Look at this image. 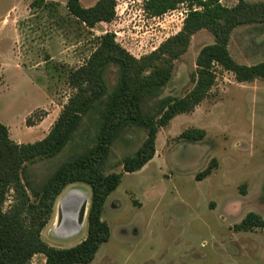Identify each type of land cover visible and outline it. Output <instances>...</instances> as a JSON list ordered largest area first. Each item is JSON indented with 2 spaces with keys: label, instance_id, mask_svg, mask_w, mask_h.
I'll use <instances>...</instances> for the list:
<instances>
[{
  "label": "rangeland",
  "instance_id": "1",
  "mask_svg": "<svg viewBox=\"0 0 264 264\" xmlns=\"http://www.w3.org/2000/svg\"><path fill=\"white\" fill-rule=\"evenodd\" d=\"M34 1L0 0V122L18 144L48 135L73 94L70 73L88 61L103 35H114L117 44L139 59L177 35L189 11L180 5L161 17H150L144 13V0H116L114 20L88 28L69 13L68 0H46L32 8ZM98 1L80 0L83 7ZM220 1L228 7L237 3ZM213 43L209 31L197 32L175 62L170 82L144 100L143 110L154 113L167 98L185 97L195 84L198 54ZM229 52L241 65L262 62L264 24L235 29ZM104 80L107 95L83 117L62 152L26 165L32 188L39 189L64 162L96 145L118 66L110 65ZM188 129L204 130L206 135L195 143L180 140ZM145 139L143 129L130 126L111 147L104 171L123 177L102 215L111 237L90 264H264V229H234L250 212L264 219V80L239 83L232 73L217 68L215 86L201 105L159 130L154 159L138 172L123 173L122 160ZM210 164V176L198 181L196 176ZM76 189L87 195L88 210L90 188L81 183L68 186L41 233L51 247L71 248L87 236V213L76 237H59L52 231L56 205ZM12 203L9 196L5 209ZM32 264H46L45 257L35 256Z\"/></svg>",
  "mask_w": 264,
  "mask_h": 264
},
{
  "label": "trees",
  "instance_id": "2",
  "mask_svg": "<svg viewBox=\"0 0 264 264\" xmlns=\"http://www.w3.org/2000/svg\"><path fill=\"white\" fill-rule=\"evenodd\" d=\"M44 4V0H36L31 7ZM180 5L189 9L182 30L142 58L132 56L117 44L114 35H103L88 61L70 73L73 94L44 139L29 144L15 143L7 126L0 122V264H32L37 255H43L46 264L93 262L111 237L102 215L107 199L121 184L123 174H106L104 169L111 147L123 130L134 126L146 132L141 147L121 162L123 173H135L154 159L159 130L178 115L194 112L209 96L216 83L217 68L232 73L239 83L264 80V60L250 66L241 65L229 52L235 29L264 24V2L237 0L234 6L228 7L220 0H146L143 9L147 16L161 17ZM66 6L88 28L110 23L116 15V0H99L92 7H83L80 0H68ZM201 30L209 31L214 43L203 47L197 56L193 89L185 97L167 98L154 113L145 112L144 100L170 82L175 62L188 51L192 37ZM110 65L118 66V81L107 97L96 145L64 162L39 189L32 188L26 178V165L38 159L54 158L62 152L83 117L107 95L104 73ZM205 135L204 130L188 129L179 139L195 143ZM213 169L210 164L196 179L207 178ZM78 183L87 185L91 192L87 236L71 248L51 247L43 241L41 233L52 217L58 197L68 186ZM9 196L13 197V203L6 210ZM234 229L242 232L264 229V219L250 212Z\"/></svg>",
  "mask_w": 264,
  "mask_h": 264
},
{
  "label": "bare ground",
  "instance_id": "3",
  "mask_svg": "<svg viewBox=\"0 0 264 264\" xmlns=\"http://www.w3.org/2000/svg\"><path fill=\"white\" fill-rule=\"evenodd\" d=\"M87 195L80 190H71L58 202L55 225L59 237H73L81 233L84 224L83 211Z\"/></svg>",
  "mask_w": 264,
  "mask_h": 264
},
{
  "label": "flooded vegetation",
  "instance_id": "4",
  "mask_svg": "<svg viewBox=\"0 0 264 264\" xmlns=\"http://www.w3.org/2000/svg\"><path fill=\"white\" fill-rule=\"evenodd\" d=\"M53 233L56 235V232H57V228H56V225H55V221H54V224H53V229H52ZM58 236V235H56Z\"/></svg>",
  "mask_w": 264,
  "mask_h": 264
},
{
  "label": "water",
  "instance_id": "5",
  "mask_svg": "<svg viewBox=\"0 0 264 264\" xmlns=\"http://www.w3.org/2000/svg\"><path fill=\"white\" fill-rule=\"evenodd\" d=\"M87 202H88V201H87ZM86 213H87V204H86L85 209H84V211H83V217L86 216Z\"/></svg>",
  "mask_w": 264,
  "mask_h": 264
},
{
  "label": "built area",
  "instance_id": "6",
  "mask_svg": "<svg viewBox=\"0 0 264 264\" xmlns=\"http://www.w3.org/2000/svg\"><path fill=\"white\" fill-rule=\"evenodd\" d=\"M145 1H146V0H144V2H145ZM186 8L188 9V7H187V6H186ZM188 10H189V9H188ZM188 12H189V11H187V12H186V15L188 14ZM154 50H155V49H154Z\"/></svg>",
  "mask_w": 264,
  "mask_h": 264
},
{
  "label": "crops",
  "instance_id": "7",
  "mask_svg": "<svg viewBox=\"0 0 264 264\" xmlns=\"http://www.w3.org/2000/svg\"><path fill=\"white\" fill-rule=\"evenodd\" d=\"M44 1H46V0H44Z\"/></svg>",
  "mask_w": 264,
  "mask_h": 264
}]
</instances>
